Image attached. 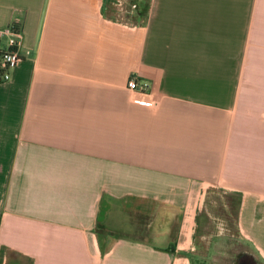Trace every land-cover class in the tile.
<instances>
[{
	"label": "crops",
	"instance_id": "crops-1",
	"mask_svg": "<svg viewBox=\"0 0 264 264\" xmlns=\"http://www.w3.org/2000/svg\"><path fill=\"white\" fill-rule=\"evenodd\" d=\"M107 2L0 0V264H194L234 235L217 195L264 264V0Z\"/></svg>",
	"mask_w": 264,
	"mask_h": 264
},
{
	"label": "rangeland",
	"instance_id": "rangeland-1",
	"mask_svg": "<svg viewBox=\"0 0 264 264\" xmlns=\"http://www.w3.org/2000/svg\"><path fill=\"white\" fill-rule=\"evenodd\" d=\"M111 1V2H110ZM144 1V6L146 4L149 5V0H142ZM137 4V8L134 7V4ZM107 4H110L112 8L106 11L107 15L116 18L118 20H128L132 19L133 21L139 18L138 10L140 9V0H108ZM142 7V10L144 9ZM144 11V10H143ZM226 203L227 206H223ZM205 207L209 211L207 214H203L206 221L209 222H218L220 220L224 221L225 223L229 224V229L225 233H233L231 237V243L227 246L221 253L219 254H209L208 256H200L197 259L193 260L194 264H237L240 263L238 260V256L240 252L244 250V246L241 243L237 242L236 239V227L234 223L236 222V216L234 211L237 207V202L232 196H226L223 199H219L218 195L208 199L205 203ZM213 232H218L213 231Z\"/></svg>",
	"mask_w": 264,
	"mask_h": 264
},
{
	"label": "built area",
	"instance_id": "built-area-1",
	"mask_svg": "<svg viewBox=\"0 0 264 264\" xmlns=\"http://www.w3.org/2000/svg\"><path fill=\"white\" fill-rule=\"evenodd\" d=\"M3 39L6 46L0 50V81L9 79L12 70L22 60L19 48L22 46L23 34L20 28L14 24L0 26V41ZM128 87L144 91L149 88V82L145 79L132 77L128 82Z\"/></svg>",
	"mask_w": 264,
	"mask_h": 264
},
{
	"label": "trees",
	"instance_id": "trees-1",
	"mask_svg": "<svg viewBox=\"0 0 264 264\" xmlns=\"http://www.w3.org/2000/svg\"><path fill=\"white\" fill-rule=\"evenodd\" d=\"M133 4H134V3H133ZM140 13H141V12L138 10V14H140ZM236 211H237V208H236V210L234 211V213H235V216H236V214H237V212H236ZM155 218H158V216H157V217H155ZM155 224H156V223L154 222L152 226H154ZM166 225H167V224H166ZM100 232H102V231H100ZM147 234H148V237H151V236H152V233H150V232H148ZM150 234H151V235H150Z\"/></svg>",
	"mask_w": 264,
	"mask_h": 264
},
{
	"label": "water",
	"instance_id": "water-1",
	"mask_svg": "<svg viewBox=\"0 0 264 264\" xmlns=\"http://www.w3.org/2000/svg\"><path fill=\"white\" fill-rule=\"evenodd\" d=\"M238 264H241V263H238Z\"/></svg>",
	"mask_w": 264,
	"mask_h": 264
}]
</instances>
